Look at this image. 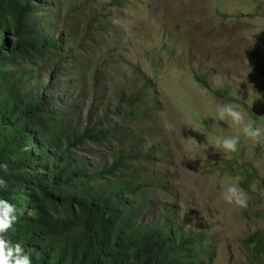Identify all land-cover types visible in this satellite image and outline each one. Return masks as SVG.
I'll return each instance as SVG.
<instances>
[{"label": "rangeland", "instance_id": "374dc122", "mask_svg": "<svg viewBox=\"0 0 264 264\" xmlns=\"http://www.w3.org/2000/svg\"><path fill=\"white\" fill-rule=\"evenodd\" d=\"M34 18L62 49L12 67L27 92L60 103L70 132L89 116L122 118L116 137L78 154L93 172L129 157L119 177L138 223L166 214L206 235L212 264H264L245 243L264 231V143L241 139L230 154L212 146L232 134L213 118L217 104L264 127V0H40ZM228 184L246 208L224 200Z\"/></svg>", "mask_w": 264, "mask_h": 264}, {"label": "trees", "instance_id": "16d2710c", "mask_svg": "<svg viewBox=\"0 0 264 264\" xmlns=\"http://www.w3.org/2000/svg\"><path fill=\"white\" fill-rule=\"evenodd\" d=\"M39 1L0 0V177L8 183L0 198L17 208L5 239L19 243L32 264H212L204 233L184 230L166 214L138 223L131 183L119 177L128 156L93 172L78 154L87 143L116 137L122 118L89 116L87 127L70 132L56 99L25 90L23 71L12 66L62 49L34 18ZM103 179L112 183L96 184ZM245 243L264 255V231Z\"/></svg>", "mask_w": 264, "mask_h": 264}, {"label": "clouds", "instance_id": "9594fccd", "mask_svg": "<svg viewBox=\"0 0 264 264\" xmlns=\"http://www.w3.org/2000/svg\"><path fill=\"white\" fill-rule=\"evenodd\" d=\"M213 118L225 122L232 129L231 135L217 136L212 142L214 148L221 149L225 154L236 152L241 139L264 143V127L256 126L243 109L232 103L217 104ZM4 171L7 172L6 165ZM7 189V181L0 177V190L6 191ZM223 196L229 204L241 208H246L248 205L247 195L234 184H228L224 188ZM16 220L17 208L15 205L7 199L0 198V264H32L30 255L19 243L13 244L4 237Z\"/></svg>", "mask_w": 264, "mask_h": 264}]
</instances>
